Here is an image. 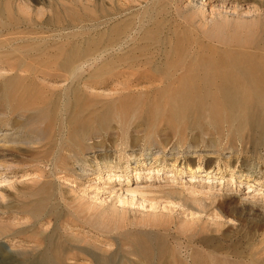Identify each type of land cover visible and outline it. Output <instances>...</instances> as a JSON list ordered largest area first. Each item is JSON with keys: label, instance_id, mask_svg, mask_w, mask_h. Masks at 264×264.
Returning <instances> with one entry per match:
<instances>
[{"label": "bare ground", "instance_id": "6f19581e", "mask_svg": "<svg viewBox=\"0 0 264 264\" xmlns=\"http://www.w3.org/2000/svg\"><path fill=\"white\" fill-rule=\"evenodd\" d=\"M215 1L204 2L212 6ZM222 1L221 8L211 11L216 19L209 21L203 6L197 11L183 8V0H51L46 10L35 12L27 0H0V63L15 73L28 74L29 82L18 94L45 97L58 132L77 148L97 127L103 134L113 131L116 127L110 116H116L119 126L125 127L126 138L118 135L115 139L114 155L108 153L113 146L109 135L85 144V151L74 153L66 147L67 153L63 152L75 158L71 163L73 175L88 179L92 175L98 179L124 176L128 187L129 173L133 170L139 178V170L148 165L141 158L143 153L135 150L147 133L140 138L134 133L144 125L156 127L157 132L178 128V133L202 130L206 125L216 130L226 126L246 131L248 137L264 136V3L236 0L237 5L232 6V0ZM230 13L235 16L229 17ZM39 74L54 81L63 76L68 83L39 84L34 80ZM10 78H0V85ZM1 116L5 128L0 129V143H17L22 128L8 113L0 114V123ZM164 138L143 141L157 165L168 161L174 168L182 156L184 162L176 169L177 174L196 177L205 172L211 178L212 161H205L203 167L193 164L188 154L215 144H199L193 138L185 142L182 151L172 147L167 157ZM152 143L161 149L153 152ZM1 161L0 169H7V161ZM226 163L233 177L234 166ZM152 166L147 169L152 171ZM44 187L46 191L40 192L43 196L25 211L20 210L25 201L22 205L16 196L0 201V264H164V241L148 236L158 229L146 231L135 225L120 231L128 216L123 211L119 214L117 206L111 217L116 225L120 221L116 227L119 232L104 234L87 223L76 222L80 212L71 211L69 205L74 199L57 198ZM129 193L134 197V191ZM122 195L117 203H124ZM164 196L171 202L174 194L168 191ZM149 202L148 207L155 210L157 200ZM101 236L106 241L100 240Z\"/></svg>", "mask_w": 264, "mask_h": 264}, {"label": "rangeland", "instance_id": "374dc122", "mask_svg": "<svg viewBox=\"0 0 264 264\" xmlns=\"http://www.w3.org/2000/svg\"><path fill=\"white\" fill-rule=\"evenodd\" d=\"M27 1L35 12L46 10L45 5L51 0ZM204 1L183 0L182 6L194 11L203 6L208 20L210 21V18L216 19L211 11L215 10L216 12L221 8L223 1L217 0L212 3V6L206 5ZM258 1L264 3V0ZM229 4L236 6L237 1L232 0ZM228 16L234 17L235 14L230 13ZM41 75H36L37 78L34 77L35 82H40L39 84L42 83L43 85H66L68 83L63 76L56 78L54 81L45 79L46 77L43 78ZM10 76L12 78L0 85V91L3 94V96H0V114L7 115L8 113L11 115V120L22 128V137L17 143H0V161L4 159L7 161L4 164H9L7 169H0V201L5 202L7 197L16 196L17 200L21 199L22 205L25 201L24 209H20L25 211L28 210L29 205L34 203L35 199L43 196V192L46 191L44 186H46L50 193L55 192L57 198L62 196L69 202L72 199L75 200L69 205L72 204L71 211L74 209V211L80 212L79 214L76 212V222L87 223L104 234L116 235L119 229L124 231L128 227H135V225L140 228L145 227L146 229H143L146 231L158 229L150 232L148 236L151 238L161 237L160 241H164L166 250L163 252L164 264H264V136L261 137L262 139L248 137L246 131L226 126H222V128H226L216 130V128L206 125L202 130H187V133L185 131L178 133V128L176 130L172 129V131L168 130L169 132H157L156 127L152 128L144 125L152 132L147 131L148 128L146 129V127H141L138 133H134L140 138L150 132V135L146 134L148 137L144 135V138L143 136L140 138L135 150L143 153L141 158L145 159V163L148 164L147 167L150 164L153 165L152 171L143 166L145 169L139 170L140 176L137 178L136 172L132 170L129 173L128 187L125 186L127 180L124 176L112 179L102 176L103 178L98 179V176L92 175V179H88L83 177L82 174H72L73 166L71 163L75 158H71L64 153H67L68 148L66 150V147H69V150L74 153L78 152L79 149L85 151V144L99 142L101 137L105 136L107 138V135H109L108 139L113 146L108 153L114 155L116 152L115 139L118 138V135L122 139L126 138L125 127L119 126L117 117L111 115V121L114 120L113 124L116 127L113 131L103 134V131L97 127L87 135V137L92 138L93 136V138H88L85 144H81L77 148L72 145L73 141L70 138L67 139L58 132L47 111L45 97L38 98L30 95L27 97L18 94L21 87L28 84V74L25 72L15 73L8 69L7 64L0 63L1 81ZM19 76L26 78L22 79ZM8 90L10 92L12 90V94L8 93ZM97 92L106 93V91L101 90ZM2 119L5 120V118L1 116L0 129L5 128ZM152 129H155L157 134ZM219 130L221 131L219 132ZM131 134L133 135V132ZM151 137V142L154 139L157 142L160 138L165 137L164 140L167 141V144L165 143L164 154L167 157H169L172 147L178 146L179 151H182L185 142L194 140L193 138H196L199 144H215L214 147L207 149L200 146L196 153L188 154L193 164H201L203 167L206 166L205 161H212L213 175L211 178H207L210 175H205V172L198 173L196 177H190L185 172L177 174L176 169H179L181 162H184L182 156H179L174 168L171 167L168 161L161 166L157 165L153 158L154 155H151V152L149 153L148 146L143 143L144 140L149 143ZM153 144L149 145L153 152L161 149L160 146H157V143ZM72 146L75 148H72ZM126 150L128 152V148ZM96 154H101V151H97ZM207 156L212 157L206 160ZM227 161L234 166L233 177L226 167ZM218 167L219 169H217ZM156 169H158V172ZM69 171L71 172L69 173ZM139 171L137 170V174ZM238 174L242 175L238 178ZM121 186L122 190H120ZM41 191H43V194L40 193ZM110 191H112V194L109 193ZM129 191H134V197ZM168 191L174 194L171 202H167L164 196V193ZM119 195H122L123 204L117 203ZM36 196L38 197L36 198ZM142 198L145 201H142ZM152 199L157 200L155 210L148 207L151 204L149 201ZM28 200L33 201L30 203ZM117 206L119 214L123 211L126 217L132 218L129 220L127 217L129 221L126 222L125 220L124 224L126 226L124 229L119 228L116 230V227L120 225L118 223L120 221L117 220L116 225V221L111 217ZM165 207H168V210ZM83 211L85 214L81 215ZM88 211L91 212L92 216L88 215ZM101 221L106 223L107 227L101 224ZM155 223L157 224L154 225ZM108 224L114 227L110 228ZM160 225H163V227ZM101 237L100 240L104 238ZM103 240L106 241L105 238ZM117 244H120L118 240ZM104 246L108 247L107 243Z\"/></svg>", "mask_w": 264, "mask_h": 264}]
</instances>
